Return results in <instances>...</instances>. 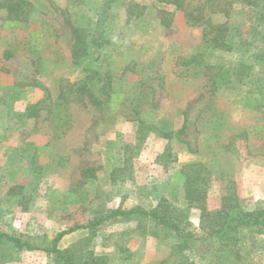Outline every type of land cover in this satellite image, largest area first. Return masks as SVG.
<instances>
[{"label": "rangeland", "instance_id": "obj_1", "mask_svg": "<svg viewBox=\"0 0 264 264\" xmlns=\"http://www.w3.org/2000/svg\"><path fill=\"white\" fill-rule=\"evenodd\" d=\"M30 2L33 14L16 37L39 31L44 38L42 51L37 55L21 51L5 61L4 43L11 36L0 34L1 231L38 244L74 224L99 218L98 210L139 207L149 211L161 198L180 202L184 195L181 167L188 162H201L206 168L208 211L219 208L225 197L246 211L264 209L263 142L253 131L264 125V100L247 95L253 79L228 89L217 85L216 67L223 60L234 62L224 53L205 55L204 63L213 68L206 74L194 75L193 67L179 65L183 58L203 52L202 28L187 26L183 13L172 7L163 14L170 20L169 28H164L155 0H113L107 11L108 42L103 52L95 50L91 60L102 63L107 51L115 87L134 97L144 89L150 94V103L141 113L142 125L128 122L120 112L112 116L108 111L72 105V125L55 139L45 123L24 120L21 114L42 97L33 82L55 98L61 82L84 79L85 72L71 57L73 40L67 20L88 28L86 17L98 12L104 0ZM240 10L234 5L228 18L231 23L241 20ZM212 21L225 20L217 15ZM217 114L223 119L212 123ZM184 120L187 128L177 134ZM242 132L247 133L246 139H236ZM126 158L131 175L112 184V170L122 168ZM88 168L95 170L94 179L82 175ZM16 186L21 187L20 195L9 196V189ZM200 213L196 206L188 217L196 235L200 234ZM131 218L79 230L66 236L59 249L76 255L91 251L111 264H174L169 259L171 244L136 234L137 222ZM242 236L240 264H264V236ZM205 252L203 244H196L188 255L195 264H207ZM8 254L10 261L0 264H49L40 251Z\"/></svg>", "mask_w": 264, "mask_h": 264}, {"label": "trees", "instance_id": "obj_2", "mask_svg": "<svg viewBox=\"0 0 264 264\" xmlns=\"http://www.w3.org/2000/svg\"><path fill=\"white\" fill-rule=\"evenodd\" d=\"M112 2L113 0H104L98 12H91V15L86 17L88 28L78 27L67 20L73 40L71 57L73 63L82 67L85 72L84 79L75 83L61 82L59 93L55 98L48 89L37 82L32 84L42 91V97L26 106L21 118L45 123L55 139L70 129L72 105L89 106L98 112L108 111L112 116L120 112L128 122L140 127L142 125L141 113L143 107L150 103V94L144 89L134 97L117 89L112 69L106 63L109 57L107 51L101 56L102 63L99 64L98 59L91 60V56L96 54L95 50L103 52L102 47L108 42L107 11ZM155 2L158 5L156 9L160 24L164 28L170 26V20L163 16L168 11L167 7L183 13L187 26L202 28L203 52L183 58L179 65L186 69L193 67V74L198 75L202 71L204 73L213 69L204 63L206 54L224 53L233 58L234 62L223 60V63L216 67L214 79H217V85L222 84L228 89L253 79L252 91L247 95L255 94L264 100V0H195L193 2L155 0ZM75 4L78 6L81 3ZM236 4L241 9V20L231 23L228 18ZM173 12L169 15L172 16ZM32 14L33 5L30 0H0V34L4 32L11 36L5 39L3 60L9 61L21 51H25L28 55H37L42 51L44 38L39 31L32 30L16 37L17 33L25 31ZM217 15L222 16L225 21L213 23L212 17ZM141 85L142 83L139 84ZM152 102L153 99H151L153 106ZM222 119L223 116L217 114L211 122L217 123ZM186 123L184 120L177 134L184 133L187 128ZM253 131L263 142L261 155L264 157V125H258ZM138 133L143 139L144 133L141 128L138 129ZM246 134L242 132L236 139H246ZM169 136L162 134L165 139H169ZM129 160L127 158L124 160L122 168L112 170V184H117L120 180L124 181L125 176L131 175L132 168L127 166ZM205 171L206 168L201 162H188L182 165L184 195L180 202L161 198L157 206L149 211L139 207L129 210L106 209L104 213L98 210L96 215H99V218L89 220L86 224H74L51 238H42L38 244L0 230V261H10L11 254L8 253L40 251L47 255L49 264H111L107 257L96 256L91 251L78 255L61 251L59 243L66 236L79 230L96 228L105 221L117 220L121 217H132L137 222L134 231L136 234L171 244L169 259H173L174 264H195L188 254L196 244H203L206 247L203 255L207 264H240L243 233L264 236V209L246 211L236 202L225 197L219 208L208 211L204 204L208 185ZM94 172L93 168H88L82 172V175L94 179ZM117 174L119 176H116ZM20 190L19 186L12 187L8 195L15 198L20 195ZM196 206L201 211L199 235L190 230L191 224L188 220L190 210Z\"/></svg>", "mask_w": 264, "mask_h": 264}]
</instances>
